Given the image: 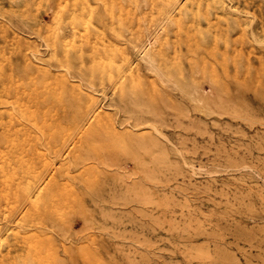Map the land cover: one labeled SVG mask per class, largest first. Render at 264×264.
I'll return each mask as SVG.
<instances>
[{
	"label": "rangeland",
	"instance_id": "1",
	"mask_svg": "<svg viewBox=\"0 0 264 264\" xmlns=\"http://www.w3.org/2000/svg\"><path fill=\"white\" fill-rule=\"evenodd\" d=\"M135 1L0 0V264H264V0ZM156 31L165 82L136 53ZM30 144L60 161L18 166Z\"/></svg>",
	"mask_w": 264,
	"mask_h": 264
},
{
	"label": "bare ground",
	"instance_id": "2",
	"mask_svg": "<svg viewBox=\"0 0 264 264\" xmlns=\"http://www.w3.org/2000/svg\"><path fill=\"white\" fill-rule=\"evenodd\" d=\"M17 1H18V0H17ZM136 1H137V0H136ZM136 1H135V2H136ZM138 1H139V0H138ZM34 2H35V1H34ZM222 2H223V1H222ZM15 3H17V2H15ZM26 3H27V1H26ZM28 3H29V2H28ZM137 3H138V2H137ZM139 3H140V2H139ZM42 4H43V3H42ZM11 5H12V3H11ZM17 5H18V3H17ZM142 5H143V4H142ZM142 5H141L140 7H142ZM248 5H249V4H248ZM13 6H14V5H13ZM23 6H24V5H23ZM137 6H138V4H137ZM230 6H231V5H230ZM232 6H233V5H232ZM232 6H231V7H232ZM239 6H240V5H239ZM10 7H11V6H10ZM17 7H18V6H17ZM21 7H22V5H21ZM26 7H27V6H26ZM26 7H25V8H26ZM151 7H152V6H151ZM153 7H154V6H153ZM29 8H30V7H29ZM29 8H27V9H29ZM229 8H230V7H229ZM235 8H236V7H235ZM235 8H233V9H235ZM238 8H239V7H238ZM241 8H242V7H241ZM245 8H247V7H245ZM16 9H17V8H16ZM20 9H21V8H20ZM22 9H23V8H22ZM31 10H32V9H31ZM152 10H153V9H152ZM15 11H16V10H15ZM18 11H19V10H18ZM239 11H240V10H239ZM244 11H245V10H244ZM19 12H20V11H19ZM24 12H25V11H24ZM36 12H37V11H36ZM135 12H136V11H135ZM236 12H237V10H236ZM22 13H23V12H21L20 15H22ZM136 13H137V12H136ZM232 13H233V12H232ZM135 15H136V14H135ZM139 16H140V15H138V19H139ZM23 17H24V19H25V15H23ZM152 21H153V19H152ZM150 23H151V22H150ZM147 24H148V23H147ZM154 24H155V23H154ZM154 24H153V25H154ZM159 25H160V24H159ZM150 26H151V25H150ZM137 27H138V26H137ZM139 27H141L140 24H139ZM142 27H143V26H142ZM161 27H163V26H161ZM34 28H36V27H34ZM39 28H40V26H39ZM143 28H144V27H143ZM153 28H154V27H153ZM147 29H148V28H147ZM142 30H143V29H142ZM135 31H136V30H135ZM135 31H134V32H135ZM39 32H40V31H39ZM158 32H159V31H156V32L153 33L151 36H149V38L147 39V42H146L144 45H142L140 48L138 47L139 49L137 50L136 53H137V57H138V59L140 60L139 62H143V63L148 67L149 70H151L153 73L157 74V75L160 77L161 81L165 82L166 80L164 79L163 74L161 73L162 71H160V69H159L158 66H157L158 61H157V63H156L155 58H154V57H156V59H157V56H154L153 53H152V52H153L152 50L154 49V47H155V45H156V38H157V36H158V34H159ZM40 34H41V33H40ZM134 34H136V33H134ZM138 34H139V33H138ZM140 34H142V33H140ZM145 34H146V33H145ZM145 34H143V35H145ZM42 36H43V34H42ZM138 37L141 38V35L138 36ZM138 37H137V38H138ZM159 37H160V36H159ZM54 38H55V37H54ZM144 38H145V37H144ZM44 39H46V38H44ZM47 39H48V38H47ZM47 39H46V40H47ZM56 39H57V38H56ZM138 39H139V38H138ZM30 40H31V39H30ZM42 40H43V39H42ZM53 40H54V39H53ZM57 40H59V39H57ZM139 40H140V39H139ZM47 41H48V40H47ZM55 41H56V40H55ZM141 41H142V40H141ZM141 41H140V42H141ZM20 42H21V40H20ZM43 42H44V41H43ZM48 42H49V41H48ZM48 42H47V43H48ZM137 42H138V40H137ZM137 42H134L133 45H136V46H137L138 44H135V43H137ZM142 42H143V41H142ZM31 43H32V42H31ZM50 43H51V41H50ZM52 43L54 44V46H56V44H55L56 42L54 43V42L52 41ZM57 43H59V41H58ZM138 43H139V42H138ZM48 44H49V43H48ZM48 44H47V45H48ZM53 44H52V46H53ZM47 45H46V46H47ZM58 45H59V44H58ZM139 45H140V44H139ZM23 46H24V45H23ZM23 46H22V47H23ZM43 46H44V45H43ZM50 46H51V44H50ZM52 46H51V47H52ZM54 46H53V47H54ZM42 48H43V47H42ZM132 48H133V47H132ZM24 49H25V48H24ZM44 49H45V48H44ZM53 49H54V48H53ZM53 49H51V51H52ZM136 49H137V48H136ZM21 50H22V49H21ZM54 50H55V49H54ZM132 50H133V49H132ZM24 51H25V50H24ZM27 51H28V50H27ZM38 51H39V50H38ZM40 51H41V50H40ZM57 51H59V49H56V52H57ZM33 52H34V51H33ZM33 52H32V54H33ZM36 52H37V50H36ZM56 52H55V53H56ZM45 53H46V52H45ZM27 54H28V53H27ZM35 54H36L37 56H40V55H38L37 53H35ZM56 54H57V53H56ZM56 54H55V55H56ZM128 54H129V53H128ZM130 54H131V53H130ZM23 55H24V54H23ZM23 55H22V56H23ZM51 55H52V54H50L49 56L52 57V58L55 56V55H54V56H53V55L51 56ZM45 56H46V55H45ZM57 56H58V55H57ZM57 56H56V58H57ZM128 56H129V55H128ZM24 57H25V60H26V57H27V56L25 55ZM22 58H23V57H22ZM126 58H127V57H126ZM126 58H125V59H126ZM128 58H129V57H128ZM128 58H127V59H128ZM35 59H36V58H35ZM41 59H42V58H41ZM44 59H45V60H48V59H46V58H44ZM44 59H42V61H43ZM49 59H50V58H49ZM23 60H24V59H23ZM23 60H22V61H23ZM157 60H158V59H157ZM45 62H46V61H45ZM50 62H51V60H50ZM24 63H25V62H24ZM24 63L22 62V64H24ZM42 63H43V62H42ZM37 64H39V63H37ZM43 64H44V63H43ZM140 64H141V63H140ZM35 65H36V62H35ZM39 65L42 66L41 64H39ZM44 65H45V64H44ZM134 65H135V64H134ZM138 65H139V64H138ZM26 66H27V68H28V65H26ZM31 66H32V65H31ZM36 66H37V65H36ZM40 66H38V67H40ZM45 66H46V65H45ZM45 66H44V67H45ZM141 66H142V65H141ZM141 66H140V68H141ZM138 67H139V66H138ZM131 68H132V67H131ZM134 68H135V67H134ZM30 69H31V68H29L28 71H30ZM48 69H49V68H48ZM132 69H133V68H132ZM136 69H137V68H136ZM42 70H43V69H42ZM42 70H41V71H42ZM52 70H53V69H52ZM138 70H139V69H138ZM34 71H35V70H34ZM37 71H38V70H37ZM37 71H36V73H37ZM41 71L39 72L40 75H41ZM48 71H49V70H48ZM50 71H51V70H50ZM133 71H134V70H133ZM135 71H136V70H135ZM139 72H140V71H139ZM23 73H24V72H23ZM29 73H30V72H29ZM29 73H28V74H29ZM45 73H48V72H47V68H46ZM134 73H135V72H134ZM33 74H34V73L31 72V77H32ZM51 74H52V73H51ZM54 74H56V73H54ZM24 75H25V74H24ZM29 75H30V74H29ZM45 75H46V74H45ZM52 75H53V74H52ZM52 75H50V76L53 78ZM140 75H141V74H140ZM48 76H49V75H48ZM48 76L46 75L47 79L49 78ZM55 76H56V75H55ZM20 77H21V76H19V78H20ZM62 77H63V76H62ZM54 78H55V77H54ZM56 78H57V76H56ZM56 78L54 79L55 82L59 80L58 78H57V80H56ZM60 78H61V77H60ZM156 78H157V77H156ZM61 79H62V78H61ZM21 80H23V79H21ZM29 80H30V79H29ZM44 80L46 81V79H44ZM62 80H65V79H62ZM30 81H31V80H30ZM47 81H48V80H47ZM49 81H50V80H49ZM171 81H174V80H171ZM19 82H20V81H19ZM53 82H54V81H53ZM62 82H63V81H62ZM167 82H168V81H167ZM21 83H22V82H21ZM46 83H47V82H46ZM63 83H64V82H63ZM42 84H43V83H42ZM44 84H45V82H44ZM49 84H50V83H49ZM56 84H59V81L56 82ZM176 84H177V83H176ZM18 85H19V83H18ZM66 85H67V84H65V86H66ZM49 86H51V84H50ZM165 86H166V85H165ZM36 87H37V86H36ZM38 87H40V86H38ZM51 87H52V86H51ZM77 87L79 88V85H78ZM23 88H25V87H23ZM41 88H42V87H41ZM44 88L47 89L48 87H47V86L45 87V85H44ZM44 88H43V89H44ZM56 88H57V87H56ZM62 88H64L63 85H62ZM68 88H69V86H68ZM74 88H75V87H74ZM48 89H49V91H52L51 88H48ZM50 89H51V90H50ZM64 89H65V88H64ZM69 89H70V88H69ZM72 89H73V86H72L71 90H72ZM39 90H40V89H39ZM56 90H57L58 92H60L58 89H56ZM82 90H83V91L80 90L79 92H84V89H82ZM42 91H43V90H42ZM69 91H70V90H69ZM73 91H74V90H73ZM73 91H72V92H73ZM26 92H28V91H26ZM53 92H54V91H53ZM66 92H67V91H66ZM66 92H65V94H66ZM70 92H71V91H70ZM76 92H78V91H76ZM79 92H78V93H79ZM24 93H25V92L23 91V94H24ZM61 93H62V92H61ZM29 94H30V93H29ZM29 94H27V95H29ZM58 94H59V93H58ZM71 94H73V93H71ZM85 94H86V93H85ZM199 94H200V93H199ZM25 95H26V93H25ZM41 95H42V94H41ZM43 95H44V93H43ZM47 95H48V94H47ZM66 95H69L68 92H67ZM79 95H81V93H80ZM79 95H78V96H79ZM83 95H84V94H83ZM194 95H195V94H194ZM34 96H36V95H34ZM56 96H57V95H56ZM64 96H65V95H64ZM84 96H85V95H84ZM25 97H26V96H25ZM28 97H29V96H28ZM32 97H33V96H32ZM32 97H31V98H32ZM43 97H44V99H45V96H43ZM57 97H58V96H57ZM57 97H56V98H57ZM88 97H90V96H88ZM91 97H92V96H91ZM91 97H90V98H91ZM60 98H62V96H60ZM85 98H87V97H85ZM90 98H88V99L90 100ZM194 98L196 99L195 96H194ZM198 98H199V100H200V97H198ZM26 99H27V98H26ZM33 99H35V97H34ZM37 99H38V98H37ZM41 99H42L44 102L47 100V99L44 100V99L42 98V96H41ZM57 99H59V97H58ZM28 100H30V99H28ZM35 100H36V99H35ZM66 100H67V98L65 99V101H66ZM85 100H87V99H85ZM93 100H94V99H93ZM62 101H63V99H62ZM67 101H68V100H67ZM70 101H71V100H70ZM73 101H74V100H73ZM94 101H95V100H94ZM19 102H20V101H19ZM23 102H24V101H23ZM31 102H32V101H31ZM40 102H41V101H40ZM40 102H39V103H40ZM46 102H47V101H46ZM60 102H61V101H60ZM95 102H96V101H95ZM95 102H94V103H95ZM21 103H22V102H21ZM25 103H26V102H24V105H23V104H22V105H23V106H26L27 104H25ZM62 103H63V102H62ZM74 103H75V102H74ZM88 103H89V102H87V104H88ZM90 103H91V102H90ZM90 103H89V104H90ZM126 103H127V102H126ZM19 104H20V103H19ZM19 104H18V105H19ZM44 104H45V103H44ZM53 104H54V103H53ZM68 104H69V102H68ZM16 105H17V104H16ZM18 105H17V107H18ZM42 105H43V104H42ZM42 105H41V106H42ZM51 105H52V104H51ZM61 105H62V104H61ZM66 105H67V104H66ZM71 105H72V104H70V107H71ZM95 105H96V104H95ZM127 105H128V104H127ZM44 106H46V105H44ZM49 106H50V104H49ZM57 106H58V105H57ZM62 106H63V105H62ZM64 106H65V104H64ZM99 106H100V105H99ZM19 107H21V106H19ZM19 107H18V108H19ZM67 107H69V106L67 105L66 107H64V109H67ZM132 107H133V106H132ZM132 107H131V108H132ZM21 108H22V107H21ZM42 108H43V107H42ZM44 108H45V107H44ZM55 108H57V107L55 106ZM71 108H72V107H71ZM83 108H84V107H83ZM96 108H97V106H96ZM86 109H87V107H86ZM88 109H89V108H88ZM116 109H117V108H116ZM15 110H16V109H14V110H12V111H15ZM21 110H22V109H21ZM43 110H44V109H43ZM43 110H42V112L45 113V111H43ZM47 110H48V109H47ZM49 110H50V109H49ZM89 110H90V109H89ZM89 110H88V111H89ZM100 110H101V109H100ZM100 110H99V112H100ZM137 110H138V109H137ZM17 111H19V109H18ZM26 111H27V110H26ZM30 111H31V110H30ZM30 111H29V113H31ZM34 111H35V110H34ZM51 111L53 112L52 109H51ZM51 111H49V112H51ZM55 111H56V110H55ZM58 111H59V109H58ZM70 111H71V110H70ZM47 112H48V111H47ZM106 112H107V111H106ZM117 112H118V110H117ZM10 113H11V115H12L13 112H10ZM15 113H16V111H15ZM20 113H22V115H23V114L25 113V111H24V112H20ZM27 113H28V111H27ZM35 113H36V112H35ZM35 113H34V114H35ZM17 114H19V113H17ZM17 114H16V115H17ZM39 114H40V113H39ZM53 114H55V113L53 112ZM85 114H86V112H85ZM87 114H88V112H87ZM22 115H21V116L19 115V116L22 117ZM24 115H26V113H25ZM24 115H23V117H25ZM31 115H33V114H31ZM60 115H61V114H60ZM62 115H63V114H62ZM73 115H74V114H73ZM73 115L71 114V117H72ZM96 115H97V114H96ZM99 115H100V114H99ZM107 115H109V113H108ZM113 115H114V114H113ZM29 116H30V114H29ZM34 116H35V115H34ZM36 116H37V115H36ZM50 116H51V114H50ZM76 116H77V115H76ZM87 116H88V115H87ZM14 117H15V116H14ZM17 117H18V116H17ZM26 117H27V116H26ZM37 117H38V116H37ZM62 117H63V116H62ZM62 117H61V120H62ZM71 117H70V118H71ZM115 117H116V116H115ZM118 117H120V116L118 115ZM132 117H133V116H132ZM162 117H163V116H162ZM8 118H9V117H8ZM8 118H6V119H8ZM18 118H19V117H18ZM18 118H17V119H18ZM30 118H31V117H30ZM30 118L28 119V121H29V122L32 121V122L34 123V124H32V125H35V124H36V120L33 119V118L30 120ZM44 118L46 119V117H43V119H44ZM51 118H52V117H51ZM55 118H56V117H55ZM63 118H64V117H63ZM95 118L98 119V117H95ZM95 118H94V119H95ZM133 118H134V117H133ZM13 119H14V118H13ZM21 119H24V121H26L25 118H21ZM45 119H44V120H45ZM67 119H68V118H67ZM85 119H86V118H85ZM85 119H84V120H85ZM112 119H113V117H112ZM119 119H120V118H119ZM129 119L131 120V118H129ZM10 120H11V119H10ZM41 120H42V118H41ZM41 120H40V121H41ZM48 120H49V119H48ZM48 120H47V121H48ZM52 120H53V119H52ZM68 120H69V119H68ZM73 120H74V119H73ZM95 120H96V119H95ZM98 120H99V119H98ZM98 120H97V121H98ZM109 120H110V119H109ZM113 120H114V119H113ZM166 120H168V119H166ZM13 121L15 122V119H14ZM13 121H12V125H11V126H16L15 124L13 125V123H14ZM40 121H39V122H40ZM58 121H59V120H58ZM58 121H57V122H58ZM10 122H11V121H10ZM22 122H23V121H22ZM32 122H31V123H32ZM59 122H60V121H59ZM68 122H69V121H68ZM83 122H84V121H83ZM87 122H88V125H90L89 121H87ZM98 122H99V121H98ZM117 122H118V121H117ZM16 123H17V122H16ZM26 123H27V122H26ZM41 123H42V122H40L39 125H40ZM108 123H109V122H108ZM7 124H9V123H7ZM19 124H20V123H19ZM19 124H18V125H19ZM29 124H30V123H28V125H29ZM49 124H51V123H49ZM70 124H71V123H70ZM70 124H69V126H70ZM86 124H87V123H86ZM112 124H113V123L111 122L110 125H112ZM126 124H127V123H126ZM18 125H17V126H18ZM32 125H31V126H32ZM36 125H38V124H36ZM44 125H45V124H44ZM46 125H47V124H46ZM46 125H45V126H46ZM57 125H58V124H57ZM60 125H61V124H60ZM66 125H67V123H66ZM106 125H107V124H106ZM114 125H115V124H114ZM42 126H43V125H42ZM58 126H59V125H58ZM80 126H82V124H81ZM91 126H92V125H91ZM133 126H134V125H133ZM20 127H23V126H20ZM33 127H34V126H33ZM36 127L40 128V129L43 131V129L41 128V126H36ZM49 127H50V126H49ZM49 127H48V128H49ZM65 127L67 128V126H65ZM85 127H86V126H85ZM85 127H84V128H85ZM111 127H112V126H111ZM124 127H125V126H124ZM9 128H10V126H9ZM12 128H14V127H12ZM12 128H11V129H12ZM18 128H19V127H18ZM51 128H52V127H51ZM51 128H50V129H51ZM59 128H61V127H59ZM66 128H65V129H66ZM112 128H114V127H112ZM127 128H128V127H127ZM22 129H23V128H22ZM36 129H37V128H36ZM50 129H47V130L51 131ZM53 129H54V127H53ZM65 129H64V130H65ZM68 129H70V128H68ZM68 129H67V130H68ZM72 129H73V128H72ZM77 129H79V128H77ZM80 129H81V127H80ZM114 129H115V128H114ZM8 130H9V129H8ZM12 130H14V129H12ZM12 130H11V131H12ZM16 130H17V129H16ZM16 130H15V131H16ZM29 130H32V129H29ZM44 130H45V129H44ZM57 130H58V129H57ZM59 130H60V129H59ZM85 130H86V129H85ZM85 130H84V131H85ZM115 130H116V129H115ZM115 130H114V131H115ZM128 130H129V129H128ZM135 130H136V129H135ZM150 130H151V129H150ZM9 131H10V130H9ZM20 131H21V129H20ZM52 131H53V130H52ZM61 131H62V130H61ZM87 131H88V130H87ZM87 131H86V132H87ZM111 131H112V130H110V132H111ZM4 132H5V131H4ZM7 132H8V131H7ZM7 132H6V133H7ZM17 132H18V131H17ZM38 132H39V129H38ZM66 132H67V131H66ZM82 132H83V131H82ZM116 132H117V131H116ZM6 133H5V134H6ZM9 133H10V132H9ZM9 133H7V134H9ZM22 133H24V132L22 131ZM39 133H40V132H39ZM39 133H38V135H39ZM41 133H42V135L44 134L43 132H41ZM67 133H69V131H68ZM84 133H85V132H84ZM93 133H94V132H93ZM113 133H115V132H113ZM117 133H118V132H117ZM148 133H149V132H148ZM13 134H14V131H13ZM13 134H12V135H13ZM19 134H20V133H19ZM31 134H32V133H31ZM34 134H35V133H34ZM49 134H50V133H49ZM49 134H48V135H49ZM51 134H52V133H51ZM54 134H55V130H54ZM69 134H70V133H69ZM75 134H76V133H75ZM85 134H86V133H85ZM101 134H102V133H101ZM15 135H16V134H15ZM45 135H46V134H45ZM61 135H62V134H61ZM61 135H60V136H61ZM82 135H83V133H82ZM82 135H81V136H82ZM10 136H11V135H10ZM72 136H73V135H72ZM78 136L80 137V131H79V135H78ZM7 137H8V136H7ZM14 137H15V136H14ZM21 137H23V136H21ZM35 137H36V136H34V138H35ZM38 137H40V135H39ZM42 137H43V136H42ZM42 137H41V139H42ZM48 137H49V136H48ZM76 137H77V135H76ZM105 137H106L107 139H109V138L107 137V135H106ZM109 137H110V135H109ZM113 137H114V135H113ZM115 137H117L116 134H115ZM5 138H6V137H5ZM12 138H13V136H12ZM15 138H16V137H15ZM17 138H18V137H17ZM25 138H26V137H25ZM25 138H24V139H25ZM30 138H31V137H30ZM51 138H52V137H51ZM93 138H94V136H93ZM147 138H148V137H147ZM147 138H146V139H147ZM19 139H20V138H19ZM24 139H23V140H24ZM74 139H75V138H74ZM94 139H95V138H94ZM104 139H105V138H104ZM104 139H103V140H104ZM143 139H144V138H143ZM146 139H145V140H146ZM4 140H5V139H4ZM4 140H3V141H4ZM6 140L9 141L8 138H7ZM45 140H47V139H45ZM64 140H65V139H64ZM110 140H111V139H110ZM145 140H144V141H145ZM156 140H157V139H156ZM156 140H155V141H156ZM159 140H160V139H159ZM12 141H13V140H12ZM12 141H9V142L13 143ZM33 141H34V140H33ZM48 141H49V140H48ZM91 141H92V140H91ZM93 141L95 142L96 140H93ZM98 141H99V140H97V143H98V144L102 142V141H101V142H98ZM4 142H5V141H4ZM9 142H8V143H9ZM18 142H19V141H18ZM18 142L16 141L15 144H18ZM42 142H43V141H42ZM94 142H93V143H94ZM112 142H113V141H112ZM114 142H115V141H114ZM8 143H6V144H8ZM11 143H10V145H11ZM30 143H32V142L30 141ZM37 143H39V141H38ZM56 143H57V142H56ZM59 143H60V142H59ZM63 143L65 144L66 142H63ZM68 143H69V141H68ZM68 143H66V144H68ZM71 143H72V141H71ZM74 143H76V142H74ZM95 143H96V142H95ZM97 143H96V144H97ZM115 143H116V142H115ZM152 143H153V142H152ZM156 143H157V141H156ZM33 144H34V143H33ZM40 144H41V143H40ZM46 144H48V142H46ZM54 144H55V143H54ZM64 144H63V145H64ZM66 144H65V145H66ZM69 144H70V143H69ZM106 144H107V143H106ZM106 144H105V145H106ZM4 145H5V143H4ZM10 145H5V146H7V148H8V146H10ZM34 145H35V144H34ZM90 145H91V143H90ZM99 145H100V144H99ZM111 145H112V144H111ZM118 145H119V144H118ZM31 146H32L31 144H30V147H26V146L24 147L23 145H22V147L20 146V147H21V148H20V151H19V153H17V158H18V161H19V162H18V166H28V167H29V166H35V167H36V166H43V168H44V166H49V167H50V166H55L56 163H55V160L53 159V157L56 158V159L59 158V153H57V152L59 151V149H57L58 151L54 152V155H53V154H50L51 151L48 150L49 148L46 149V147H47L48 145H47L46 147H45V146H44V147H39V148L34 149V150H33V148H32ZM54 146H55V145H54ZM70 146H71V145H70ZM81 146H82V145H81ZM92 146H94V144H93ZM108 146H109V145H108ZM115 146H116V144H115ZM122 146H123V145H122ZM146 146H147V145H146ZM37 147H38V146H37ZM52 147H53V146H52ZM65 147H67V146H65ZM68 147H69V146H68ZM96 147H97V146H96ZM125 147H126V146H125ZM157 147H158V146H157ZM10 148H11V147H10ZM14 148H15V147H14ZM16 148H17V147H16ZM61 148H62V146L60 147V149H61ZM98 148H99V147H98ZM110 148H111V147H110ZM110 148H109V149H110ZM116 148H118L117 150H119V147H116ZM139 148H140V147H139ZM143 148H144V147H143ZM158 148H159V147H158ZM53 149H54V147H53ZM55 149H56V148H55ZM65 149H66V148H65ZM70 149H71V148H70ZM76 149H77V147H76ZM8 150H9V149H8ZM17 150H18V149H17ZM62 150H63V149H62ZM66 150H67V149H66ZM100 150H102V149H100ZM111 150H112V149H111ZM154 150L157 151L156 149H154ZM154 150H153V151H154ZM53 151H54V150H53ZM71 151H72V149H71ZM69 152H70V150H69ZM95 152H96V151H95ZM115 152H116V150H115ZM128 152H129V151H128ZM128 152L126 153V155L128 154ZM151 152H152V150H151ZM5 153H6V152H5ZM14 153H15V152H14ZM65 153H66V151H65ZM67 153H68V151H67ZM73 153H74V152H73ZM85 153H86V152H85ZM88 153H90V152L88 151ZM92 153H93V152H92ZM98 153H99V152H98ZM132 153H133V152H132ZM6 154H7V153H6ZM83 154H84V153H83ZM103 154H104V153H103ZM116 154H117V152H116ZM150 154H153V152L150 153ZM206 154H207V153H206ZM8 155H9V153H8ZM8 155H7V156H8ZM52 155H53V157H52ZM67 155H68V154H67ZM72 155H73V154H72ZM90 155H92V154H90ZM93 155H94V154H93ZM107 155H109V154H107ZM110 155H111V154H110ZM110 155H109V157H110ZM131 155H132V154H131ZM133 155H134V154H133ZM154 155H155V154H154ZM2 156H3V155H2ZM5 156H6V155H5ZM15 156H16V155H15ZM63 156H64V155H63ZM65 156H66V155H65ZM105 156H106V154H105ZM105 156H104V157H105ZM161 156H162V155H161ZM166 156H167V155H166ZM10 157H11V156H10ZM10 157H8V158H10ZM51 157H52V158H51ZM73 157H74V156H73ZM84 157H85V156H84ZM89 157H90V156H89ZM91 157H92V156H91ZM94 157H97V156H94ZM113 157L115 158V156H113ZM124 157H125V156H124ZM131 157H132V156H131ZM162 157H163V156H162ZM8 158L5 157L6 160H7ZM102 158H103V157H102ZM106 158H108V156H107ZM106 158H105V159H106ZM114 158H113V159H114ZM127 158H128V157H127ZM129 158H130V157H129ZM132 158H133V157H132ZM135 158H136V155H135ZM137 158H138V156H137ZM151 158H152V157H151ZM3 159H4V157H2V160H3ZM64 159H65V158H64ZM84 159H89V158H87V155H86V157H85ZM84 159H83V155H79V154H78V156H77V157L75 156V158H74L73 161L71 162V163H74V164H71V163H70V165H73V166H77V167H78V166H80V165H82V164H85V160H84ZM91 159L93 160V158H91ZM94 159H95V158H94ZM117 159H118V158H117ZM58 160H59V159H58ZM65 160H66V159H65ZM100 160H101V159H100ZM110 160H111V158H110ZM151 160H152V159H151ZM10 161H11V160H10ZM12 161H13V160H12ZM15 161H16V160H15ZM59 161H60V160H59ZM62 161H64V160H62ZM66 161H68V160H66ZM88 161H89V160H87L86 162L88 163ZM95 161L100 162L99 160H95ZM112 161H114V160L109 161V159H108V163H109V164H110V162H112ZM162 161H163V160H162ZM162 161H161V162H162ZM175 161H176V159H175ZM214 161H215V160H214ZM226 161H228V160H226ZM3 162H4V160H3ZM91 162H93V161H91ZM104 162H105V161H104ZM104 162L101 163V164H105V163H106V162H105V163H104ZM117 162H120V161L118 160ZM117 162H116V163H117ZM126 162H127V159H126ZM126 162H125V163H126ZM145 162H146V161H145ZM216 162H217V160H216ZM11 163H12V162H11ZM59 163H60V162H59ZM108 163H107V164H108ZM127 163H128V162H127ZM137 163H138V162H137ZM140 163H141V162H140ZM165 163H166V162H165ZM165 163H164V164H165ZM61 164H64V162H63V163H60V165H61ZM112 164H113V163H111L110 165L113 166L114 164H113V165H112ZM118 164H119V163H117V165H118ZM146 164H147V162H146ZM146 164H145V165H146ZM148 164H149V163H148ZM151 164H152V163H151ZM162 164H163V163H162ZM68 165H69V164H68ZM91 165L93 166L94 164H90V166H91ZM98 165H99V163H98ZM115 165H116V164H115ZM115 165H114V166H115ZM117 165H116V166H117ZM119 165H120V164H119ZM174 165H175V164H174ZM10 166H11V164H10ZM63 166H64V165H63ZM106 166H107V165H106ZM114 166H113V167H114ZM120 166H121V165H120ZM150 166H151V165H150ZM162 166H163V165H162ZM49 167H48V168H49ZM67 167H68V166H67ZM174 167H175V166H174ZM21 168H22V167H21ZM23 168H24V167H23ZM48 168H47V169H48ZM65 168H66V166H65ZM68 168H69V167H68ZM72 168H73V167H72ZM154 168H155V167H154ZM31 169H32V167H31ZM44 169H45V168H44ZM149 169H150V168H149ZM16 170H18V169L16 168ZM24 170H25V169H24ZM29 170H30V167H29ZM72 170H73V169H72ZM13 171H14V170H13ZM31 171H32V172H31V174H32L34 170H31ZM37 171H39V170H37ZM7 172H8V171H7ZM16 172H17V171H16ZM34 172H36V171H34ZM68 172H69V170H68ZM149 172H150V171H149ZM155 172H156V171H155ZM160 172H161V171H160ZM173 172H174V171H173ZM178 172H180V171H178ZM9 173L12 174V172H10V171H9ZM9 173H8V176H9ZM69 173H70V172H69ZM152 173H153V172H152ZM161 173H162V172H161ZM31 174H30V175H31ZM40 174H41V173H39V175H40ZM147 174H149V173H147ZM153 174H154V173H153ZM172 174H173V173H172ZM6 175H7V174H6ZM14 175H16V174H14ZM35 175H36V174L34 173L33 177H34ZM37 175H38V174H37ZM39 175H38V176H39ZM157 175H158V174H157ZM157 175H156V176H157ZM10 176H11V175H10ZM17 176H18V174H17ZM21 176H22V175H21ZM21 176H18V177H21ZM23 176H24V174H23ZM23 176H22V177H23ZM12 177H13V176H12ZM12 177H11V178H12ZM22 177H21V178H22ZM27 177L30 178V176H27ZM149 177H150V176H149ZM149 177H148V178H149ZM6 178H7V176H6ZM11 178H10V180H11ZM31 178H32V177H31ZM38 178H39V177H38ZM38 178H37V179H38ZM154 178H156V177H154ZM14 179H15V178H14ZM17 179H18V178H17ZM17 179H15V180H17ZM151 179H152V178H151ZM159 179H160V178H159ZM5 180H8V179H5ZM39 180H40V179H39ZM153 180H154V179H152V181H153ZM156 180H158V179L156 178ZM156 180H155V181H156ZM26 181H27V180H26ZM28 181H30V179H29ZM37 181H38V180H37ZM159 181H161V180H159ZM6 182H7V181H6ZM20 182H21V181H20ZM20 182H19V184H20ZM7 183H8V182H7ZM12 183H13V182H12ZM39 183H40V182H39ZM162 183H164V182L162 181ZM8 184H9V183H8ZM13 184H14V183H13ZM26 184H27V183H25L24 185H26ZM33 184H34V183H33ZM68 184H69V183H68ZM68 184H67V185H68ZM71 184H72V183H71ZM73 184H74V183H73ZM152 184H153V183H152ZM159 184H160V183H159ZM24 185H23V186H24ZM75 185H76V182H75ZM10 186H12V185H10ZM27 186H28V187L26 188V191H24V193H25V194H24V197H23V195H22L21 198L19 197L20 200H18L19 203H21V206H22V205H23V206H24V205H28V204H26L27 202H29V201L32 200L33 198L36 199V197H37V196L39 197V195H40V191H39V190H40V186H37L38 188H36V190H35V186H31V185H27ZM76 186H77V185H76ZM7 187H8V186H7ZM54 187H58V186L55 185ZM71 187H72V186H71ZM74 187H75V186H74ZM58 188H59V187H58ZM153 188H154V187H153ZM19 189H21V188H19ZM65 189H67V188H65ZM69 189H70V188H69ZM92 189H93V188H92ZM22 190H24V189H22ZM52 190H53V188H52ZM75 190H77V189L75 188ZM82 190H83V189H81V191H82ZM100 190H101V189H100ZM106 190H107V189H106ZM20 191H21V190H20ZM56 191H57V190H56ZM56 191H52V192H56ZM73 191H74V190H72V192H73ZM113 191H114V190H113ZM65 192H67V191H65ZM65 192L62 193V195H63V194L67 195V193H65ZM82 192H83V191H82ZM82 192H81V193H82ZM95 192H96V191H95ZM107 192H108V191H107ZM111 192H112V191H111ZM111 192H110V193H111ZM8 193H9V192H8ZM58 193H60L59 189H58ZM70 193H71V192H70ZM74 193H76V192H74ZM74 193H73V194H74ZM83 193H84V192H83ZM104 193H105V192H104ZM104 193H103V194H104ZM154 193H155V192H154ZM55 194H57V193H55ZM78 194H80V193H78ZM159 194H160V193H159ZM70 195H71V194H70ZM82 195H83V194H82ZM108 195L110 196V194H108ZM50 196H51V195H50ZM67 196H68V195H67ZM79 196H81V194H80ZM113 196H114V195H113ZM149 196H151V194H150ZM76 197H77V196H76ZM76 197H74V198H76ZM82 197H83V196H82ZM95 197H96V195H95ZM110 197H111V196H110ZM154 197H155V196H154ZM163 197H164V196H163ZM53 198H54V193H53ZM62 198H63V197H62ZM62 198H60V199H62ZM79 198H80V197H79ZM84 198H85V196H84ZM103 198H104V197H103ZM149 198H150V197H149ZM149 198H148V199H149ZM38 199H39V198H38ZM50 199H51V198H50ZM58 199H59V196H58ZM68 199H69V198H68ZM150 199H151V198H150ZM150 199H149V200H150ZM110 200H111V199H110ZM172 200H173V199H172ZM174 200H175V199H174ZM26 201H27V202H26ZM55 201H56V200H55ZM64 201H65V200H64ZM67 201H68V200H66L65 202H66V204L68 205ZM69 201H70V199H69ZM86 201H87V200H86ZM100 201H101V199H100ZM155 201H156V200H155ZM164 201H165V200H164ZM25 202H26V203H25ZM39 202H40V201H39ZM51 202H52V201H51ZM56 202H57V201H56ZM80 202H82V200H81ZM102 202H103V201H102ZM111 202H112V201H111ZM114 202H115V201H114ZM114 202L111 203V205H113ZM151 202L154 203V201H151ZM57 203H58V202H57ZM87 203H88V202H87ZM148 203H149V202H148ZM153 203H152V205H153ZM160 203H161V202H160ZM167 203H168V202H167ZM30 204H31V203H30ZM51 204H52V203H51ZM58 204H59V203H58ZM116 204H118V203H116ZM154 204H155V203H154ZM158 204H159V200H158ZM175 204H176V203H175ZM61 205H62V204H61ZM67 205H65V206H67ZM81 205H82V204H81ZM88 205H89V204H88ZM108 205H109V204H108ZM111 205H110V206H111ZM159 205H160V204H159ZM162 205H163V204H161L160 207H161ZM167 205H169V204H167ZM58 206H59V205H58ZM58 206H57V207H58ZM71 206H72V204H71ZM79 206H80V204H79ZM89 206H90V205H89ZM91 206H92V205H91ZM165 206H166V205H165ZM173 206H174V205H173ZM173 206H172V207H173ZM52 207H53V206H52ZM52 207H50V208H52ZM67 207H68V206H67ZM73 207H74V206H73ZM73 207H72V209H75V208H73ZM82 207H83V208H84V207L86 208L85 205L82 206ZM105 207H106V206H105ZM108 207H109V206H108ZM160 207H159V208H160ZM172 207H170V208H172ZM55 208H56V207H55ZM68 208L71 209V207H68ZM161 208H162V207H161ZM77 209L80 210L78 207H76V210H77ZM89 209H90V208H89ZM89 209H88V210H89ZM95 209H96V207H95ZM105 209H108V208H105ZM78 210H77V211H78ZM81 210H83V209H81ZM91 210H92V209H90V211H91ZM110 210H112V209L110 208ZM70 211H71V210H70ZM84 211H85V209H84ZM92 211H93V210H92ZM95 211H96V210H95ZM116 211H117V210H115V212H116ZM65 212H66V211H65ZM68 212H69V211H67V213H68ZM101 212H102V211H101ZM101 212H99V214H100ZM111 212H112V211H111ZM155 212H156V211H155ZM162 212H163V211H162ZM59 213H60V212H59ZM61 213H62V211H61ZM61 213H60V214H61ZM73 213H74V212H73ZM73 213H70L71 216H72ZM80 213H81V212H80ZM80 213H79V215H81ZM83 213H84V212H83ZM90 213H91V212H90ZM95 213H96V212H95ZM112 213H113V212H112ZM117 213H118V212H117ZM160 213H161V212H160ZM35 214H36V213H35ZM55 214H56V213H55ZM63 214H64V213H63ZM75 214H76V213H75ZM86 214H88V213H86ZM91 214H93V213H91ZM109 214H110V212H109ZM114 214H115V213H114ZM83 215H84V214H83ZM88 215L90 216V214H88ZM106 215H107V214H106ZM116 215H117V214H116ZM122 215H123V214H122ZM122 215H121V216H122ZM124 215H125V214H124ZM54 216H55V215H54ZM56 216H59V215H56ZM86 216H87V215H86ZM93 216H94V215H93ZM95 216H96V215H95ZM95 216H94V217H95ZM151 216H152V215H151ZM159 216H160V215H159ZM161 216H162V214H161ZM63 217H64V216H63ZM66 217H68V216L66 215ZM66 217H65V219H67ZM112 217H114V215H113ZM112 217H111V218H112ZM59 218H60V217H59ZM69 218H71V217H69ZM95 218H96V217H95ZM157 218H158V217H157ZM165 218H166V217H165ZM165 218H164V219H165ZM98 219H99V218H98ZM121 219H122V218H121ZM172 219H173V218H172ZM69 220L71 221V219H69ZM69 220H67V221H69ZM103 220H104V219H103ZM113 220H114V218H113ZM119 220H120V219L118 218V221H119ZM174 220H175V219H174ZM33 221H34V220H33ZM91 221H92V220H91ZM167 221H168V220H167ZM167 221H166V223H167ZM106 222H107V221H106ZM116 222H117V221H116ZM120 222H121V221H120ZM89 223H90V222H89ZM89 223H88V224H89ZM94 223H95V222H93L92 224H94ZM103 223H104V222H103ZM163 223H165V222H163ZM178 223H179V222H177V224H178ZM114 224H115V223H114ZM174 224H175V223H174ZM99 225H100V224H99ZM164 225H165V224H164ZM169 225H170V224H169ZM65 226H66V224H65ZM172 226H173V225H172ZM178 226H179V225H178ZM178 226H176V227H178ZM68 227H69V226H68ZM174 227H175V226H174ZM176 227H175V228H176ZM101 228H102V227H101ZM101 228H99V229H101ZM152 228H154V227H152ZM175 228H174V229H175ZM99 229H98V230H99ZM176 229H177V228H176ZM180 229H181V227H180ZM102 230H103V229H102ZM102 230H101V232H102ZM173 231H174V230H173ZM103 233H104V232H103ZM100 237H101V236H100ZM103 238H104V237H103ZM101 239H102V238H101ZM104 241H105V240H104ZM103 243H104V242H103ZM206 253H207V252H206ZM195 254H196V253H195ZM207 254H208V253H207ZM113 256H114V255H113ZM202 256H203V255H202ZM202 256H200V258H201ZM203 257H204V256H203ZM110 258H111V257H110ZM103 259H104V260H103ZM103 259H102V261L104 262V261H105V257H103ZM106 263H107V261H106ZM110 263H111V262H110ZM112 264H113V263H112Z\"/></svg>",
	"mask_w": 264,
	"mask_h": 264
}]
</instances>
